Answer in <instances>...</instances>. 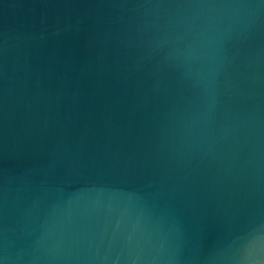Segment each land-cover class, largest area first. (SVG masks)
I'll list each match as a JSON object with an SVG mask.
<instances>
[{
    "label": "water",
    "instance_id": "obj_1",
    "mask_svg": "<svg viewBox=\"0 0 264 264\" xmlns=\"http://www.w3.org/2000/svg\"><path fill=\"white\" fill-rule=\"evenodd\" d=\"M0 264H264V0H0Z\"/></svg>",
    "mask_w": 264,
    "mask_h": 264
}]
</instances>
